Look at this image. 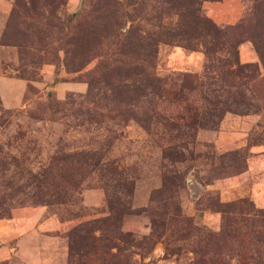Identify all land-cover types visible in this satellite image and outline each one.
Wrapping results in <instances>:
<instances>
[{
	"label": "rangeland",
	"instance_id": "374dc122",
	"mask_svg": "<svg viewBox=\"0 0 264 264\" xmlns=\"http://www.w3.org/2000/svg\"><path fill=\"white\" fill-rule=\"evenodd\" d=\"M0 264H264V0H0Z\"/></svg>",
	"mask_w": 264,
	"mask_h": 264
},
{
	"label": "trees",
	"instance_id": "16d2710c",
	"mask_svg": "<svg viewBox=\"0 0 264 264\" xmlns=\"http://www.w3.org/2000/svg\"><path fill=\"white\" fill-rule=\"evenodd\" d=\"M48 105L50 107V102H48ZM52 106V103H51ZM187 106V105H186ZM199 119H196V113L187 115V118L183 121L182 126H185L187 128H192L195 124L199 123ZM97 221L88 220L83 223L78 224L77 226L71 228L67 233L66 236L70 241L74 239V237L77 236L81 241H84L85 239H89L88 243L78 245V247L84 252V254H90V252H97V245L102 246V254H107V244L104 242L105 239H98L97 236H94L93 231L97 228ZM84 239V240H83ZM127 241V238H123ZM132 241V239H129ZM73 246H69L70 249H72ZM92 263V262H91Z\"/></svg>",
	"mask_w": 264,
	"mask_h": 264
}]
</instances>
